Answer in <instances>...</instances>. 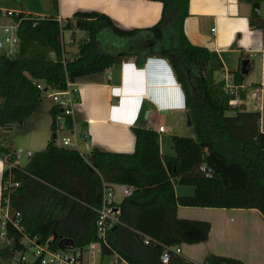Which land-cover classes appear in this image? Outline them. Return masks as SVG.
I'll list each match as a JSON object with an SVG mask.
<instances>
[{"label":"trees","instance_id":"obj_1","mask_svg":"<svg viewBox=\"0 0 264 264\" xmlns=\"http://www.w3.org/2000/svg\"><path fill=\"white\" fill-rule=\"evenodd\" d=\"M51 1L57 5V0ZM160 1L162 9L156 23L130 29L120 28L107 14L93 10L74 12L63 26L51 16L20 12L19 16L25 17L18 32L20 51L13 57L0 54V127L21 123L35 111L41 94L36 81L64 89L68 81L111 68L125 56L136 54L139 63L140 56L159 53L170 60L195 132L194 137L172 135L174 153L168 155L160 152L156 130L132 126L135 140L131 153L92 148L83 156L56 143L55 118L60 109L53 105L49 109L51 137L42 150L30 155L25 168L17 164V154L0 137V158L4 161L0 202L6 198L5 182L11 175L18 186L10 189V209L21 214L29 236L48 241L52 249H64L69 244L83 249L97 242L95 209L101 206L102 182L133 188L131 195L118 202L120 222L107 230L106 244L101 245V255L116 254L128 264H193L181 255L171 256L168 263L159 259L162 245L195 244L208 238L210 222L179 218V206L255 208L264 216L260 112L245 110L242 104L231 106L233 95L223 90L222 80H215L216 72L223 68L220 54L186 38L183 23L189 14V0ZM248 1L249 26L263 28L264 17L253 10L262 0ZM61 28H78L85 33L75 55L65 61ZM135 38L144 39L148 50L137 51L135 44H128ZM165 39L169 44L156 50L155 43ZM46 50L53 52L52 58L46 56ZM241 69L239 60L232 71L236 84L243 83ZM244 94L240 89L241 98ZM65 125L72 127L70 116L65 117ZM10 163L13 166L9 167ZM201 164L211 169L210 175L200 169ZM180 187L191 191L180 193ZM144 236L152 242L144 244ZM6 238L11 242L3 244L0 239V263L12 262L23 250L22 234L11 224L6 225ZM202 263L244 264L213 253Z\"/></svg>","mask_w":264,"mask_h":264},{"label":"crops","instance_id":"obj_2","mask_svg":"<svg viewBox=\"0 0 264 264\" xmlns=\"http://www.w3.org/2000/svg\"><path fill=\"white\" fill-rule=\"evenodd\" d=\"M0 8L39 17L51 16L62 21L71 18L76 11L93 10L107 14L120 28L130 29L156 23L160 18L162 3L160 0H57V5L53 6L51 0H0ZM250 14L251 3L248 0H189V14L184 20L183 31L192 44L205 46L220 54L223 68L216 72L218 75L232 73L238 67L239 60L241 63L244 59L248 60V72L240 88L245 94L244 98L239 95L240 104L244 105L245 110L259 111L258 106L264 101V27L251 28L248 22ZM84 37L85 33L81 39ZM135 40L138 41L135 43L137 51L148 50L147 47L140 46L138 38ZM161 47L163 46L154 45L156 50ZM50 53L52 58L53 52ZM136 56H125L111 68L80 76L74 81L78 99L73 106L72 129L65 130L72 131L71 136L75 137L77 129L80 130L77 141L78 144L82 142V150L87 153L92 148L131 153L135 140L132 126L157 131L162 124L163 114L181 112L189 117L184 104V92L176 80L169 58L158 53L145 58L140 56L137 63ZM226 60H233L235 65L230 69L226 66ZM109 73L110 78L107 77ZM145 109L146 117L141 118ZM166 132L164 127V131L158 132L159 137ZM174 132V129L170 131L169 139L172 135H177ZM81 134H85V139H80ZM48 140L47 138L46 143ZM169 142L170 150L166 152L160 140L162 154L174 153L171 140ZM10 146L15 151L14 146ZM18 160L19 155V165ZM3 168L4 161L0 158V195ZM190 191L191 188L188 187L178 188L180 193ZM121 199V195L117 193L116 202ZM177 216L205 220L211 224L207 240L179 245L180 255L185 259L199 263L198 258L204 260L213 253L237 258L244 264H264V232L260 233L261 226L264 228V216L258 209L179 206ZM197 249L202 252L200 257L195 252ZM90 255L99 256L94 261L95 264H128L116 254ZM106 257L107 260H103ZM94 262L85 260L82 254L81 264Z\"/></svg>","mask_w":264,"mask_h":264},{"label":"built area","instance_id":"obj_3","mask_svg":"<svg viewBox=\"0 0 264 264\" xmlns=\"http://www.w3.org/2000/svg\"><path fill=\"white\" fill-rule=\"evenodd\" d=\"M256 14H259L264 17V0H262L258 6L254 9ZM18 11L9 9V8H0V54L13 57L18 54L20 51V37L18 35L20 22L23 18L19 16ZM60 22V25L63 26L64 22L60 19H57ZM211 31H214V28H211ZM65 29H60V42L63 48V61L66 60L64 54V44L73 43L75 38L71 36L67 41L64 39ZM219 80H222L223 90L229 94H232L233 97L229 101L230 105L236 107L240 104L239 89L242 87V84H236L234 81L233 73L224 72L220 74ZM110 78V73L107 75ZM36 87L43 92H46L49 97L54 100V105H57L60 109V113L56 116L55 121L58 128L65 129V117L70 116L72 119L73 106L78 99V93L75 88L74 82H67L66 88L64 89H55L50 86H47L42 81L35 82ZM260 117H259V126L261 130H264V114H263V102L258 106ZM73 123V122H72ZM72 129V128H71ZM158 132L164 131L163 125H159L157 128ZM74 134V133H73ZM85 139V134L80 135V139ZM61 145L64 147H70L76 149L81 155L85 156L86 151L79 148L78 141L76 137L73 136H62ZM23 150H18L15 152L17 155L22 153ZM25 153L30 156L32 153L27 150ZM14 163L8 164V166H13ZM200 169L206 172L207 175L211 174V169L208 168L205 164H201ZM7 188V194L4 202H0L1 207V229H0V238L1 241L10 243L11 240L6 238V225L11 224L18 232L22 234L21 244L23 250L17 252L12 258V262L23 263H33L38 262V264H81V257L84 250L88 249L89 244H95V248L90 250L89 253H101V245L106 244V233L107 230L113 225L120 222L119 214L120 207L118 202L115 200L116 194H120L121 197L131 195L133 188L126 184H117L102 182V201L101 206L96 208V232H97V242L88 243L83 249L74 247L72 244H69L64 249H52L48 241L40 242L35 236L31 237L24 231V226L21 223V214L18 211H13L10 209L9 205V195L10 189L15 186H18V182L11 181V175H9L8 181L5 182ZM152 239L148 236L143 237V243L149 244ZM180 247L176 246H165L162 245V252L159 255V259L163 263H168L171 256L180 255ZM193 264H199L194 263ZM203 264V263H200Z\"/></svg>","mask_w":264,"mask_h":264},{"label":"rangeland","instance_id":"obj_4","mask_svg":"<svg viewBox=\"0 0 264 264\" xmlns=\"http://www.w3.org/2000/svg\"><path fill=\"white\" fill-rule=\"evenodd\" d=\"M71 36L75 38L73 43H68L67 42L64 44L65 48V56L71 57L73 54H75L77 50V43L81 39V37L84 36V33L82 30L78 28H73L72 30H65L64 32V39L67 41ZM138 42L137 40H130L128 44H135ZM139 44L140 46L147 47L148 43L144 41V39H139ZM168 39H165L162 42H156L155 46H166L168 45ZM123 46V45H122ZM46 56L51 58V53L49 50L45 51ZM226 66L229 67L230 69L235 65L233 60H226ZM253 70H255L253 68ZM221 76L218 75L217 73L215 74V80L220 78ZM264 100V98H263ZM54 100L48 96L46 92L41 91L40 94V101L38 102L37 108L35 111L28 116L24 121L20 122H15L9 126L5 127H0V137L3 139V143L6 145H13L15 148V152H18V150H23L22 153L19 154V160L18 163L21 168H25L28 161L29 157L25 151L29 150L31 152H36L39 150H42L45 145H46V140L47 138L50 139L51 137V115L49 113V109L54 105ZM147 113V109L142 111V117L145 118ZM263 114H264V101H263ZM163 127H166L167 132L163 133L160 135V140L162 141V148L167 152L170 150V142H169V136H170V131L174 129V133L177 135H183V136H190L194 137L195 132L193 127L190 124H187V117L186 113L183 115L181 112L175 113V112H170L163 114L162 116V122ZM172 129V130H171ZM76 135L77 140L79 141V132ZM71 136L72 131H67L65 129L57 128L55 132L56 136V143L58 145H61L62 143V136ZM164 140V141H163ZM13 143V144H12ZM79 148L82 150L83 145L82 142H79ZM1 172V170H0ZM118 198V197H117ZM264 232V228L261 226V231L260 233ZM3 242V240H2ZM5 242H3L4 244ZM189 246V245H188ZM193 247L194 245H190ZM95 248V244H89L88 249L83 251V258L88 261L93 262L98 259V255H95L94 257H91L89 251ZM200 257V249H197L195 251ZM90 255V256H89ZM199 264L203 261V259L200 260L198 258ZM103 260H107V257ZM105 262V261H103ZM1 264H21L19 262H9L2 260ZM95 264V262H94Z\"/></svg>","mask_w":264,"mask_h":264},{"label":"water","instance_id":"obj_5","mask_svg":"<svg viewBox=\"0 0 264 264\" xmlns=\"http://www.w3.org/2000/svg\"><path fill=\"white\" fill-rule=\"evenodd\" d=\"M247 64H248V60H247V59H244V60L242 61V63H241V67H242L241 72H242L243 74H246V73L248 72V69H247V67H246ZM187 122H188V123H191L189 117L187 118Z\"/></svg>","mask_w":264,"mask_h":264}]
</instances>
